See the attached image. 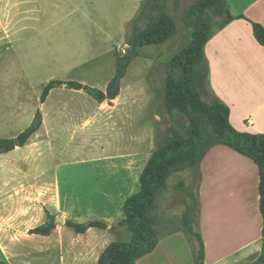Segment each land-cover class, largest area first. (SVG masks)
Masks as SVG:
<instances>
[{
  "label": "rangeland",
  "instance_id": "374dc122",
  "mask_svg": "<svg viewBox=\"0 0 264 264\" xmlns=\"http://www.w3.org/2000/svg\"><path fill=\"white\" fill-rule=\"evenodd\" d=\"M29 1L21 9L33 13L22 22L28 28L16 41L9 43L5 38L11 30L1 27L4 21L0 16V142H7L11 149L6 152L0 148V165L15 174L14 181L19 178L20 186L36 183L38 223L39 219L46 223L37 232L53 230L54 245L49 254L38 252L34 260L27 253H9L8 263L61 264V250L55 248L58 228L79 234L88 233L90 228H106L92 220L73 223L64 211L74 208V215L80 217L92 211L95 214V203L104 189L116 197L110 209L114 211L130 189L116 190L110 180L124 176L131 163L142 173L157 149L189 138V118L167 105V65L191 46L194 34L201 29V21L191 17L190 11L202 0ZM217 13L214 7L204 12L210 35L224 21ZM163 16L174 21L175 35L164 45L141 48L127 67L115 98L99 101L86 90L66 84L43 98L51 82H78L107 97L123 59L133 53L137 35ZM195 69L198 75L192 93L206 105H213L217 98L208 79L203 78L206 60L199 61ZM38 113L40 127L29 135ZM202 130L208 135L214 128L205 121ZM205 139L196 153L205 150ZM180 167V163L170 167L149 213L159 238L184 230L186 211L196 214L198 165ZM1 169L0 179L6 174ZM137 185L131 196L140 192V182ZM58 197L63 212L44 204L48 200L57 203ZM117 230L123 232L117 235L119 242L130 241L127 223L113 225L111 232ZM96 238L94 232L87 235L86 246L94 245Z\"/></svg>",
  "mask_w": 264,
  "mask_h": 264
},
{
  "label": "crops",
  "instance_id": "0c3cea01",
  "mask_svg": "<svg viewBox=\"0 0 264 264\" xmlns=\"http://www.w3.org/2000/svg\"><path fill=\"white\" fill-rule=\"evenodd\" d=\"M29 2L0 0V16L4 21L1 27L11 30L5 37L9 43L28 28L22 22L30 18L27 16L33 10L21 7ZM225 2L234 19L213 32L204 47L209 86L214 96L228 107L229 122L238 132L264 135V46L253 32L254 23L264 28V0ZM14 165L8 168L16 167ZM131 167L126 168L124 176L109 181L116 190L130 189L128 196H122L117 202L114 211L110 209L116 197L113 191L105 189L95 203L97 212H89L85 217L74 215V208L63 212L60 197L57 203L56 200L44 202L52 208L56 206L73 223L92 220L106 225L98 231L90 228L89 232H94L97 238L94 245L88 246L85 238L89 232L79 234L70 228H58L55 248L61 250V264H98L108 246L118 241L117 235L123 232H111L112 227L125 218V201L140 182L141 172L133 163ZM0 169L6 173L0 179V264H9V253H27L32 260L38 252L49 254L54 245V231L37 232L38 227L46 223L43 219L38 223L36 183L27 188L20 186L19 178L14 181L15 174L6 171L5 165H0ZM198 174L204 264H254L261 257L264 240L258 166L233 149L217 145L204 154ZM136 264L196 262L186 234L178 230L161 236L155 249L138 258Z\"/></svg>",
  "mask_w": 264,
  "mask_h": 264
},
{
  "label": "trees",
  "instance_id": "16d2710c",
  "mask_svg": "<svg viewBox=\"0 0 264 264\" xmlns=\"http://www.w3.org/2000/svg\"><path fill=\"white\" fill-rule=\"evenodd\" d=\"M209 7H214L217 14L224 17L221 27L234 19L226 9L225 0H202L198 7L190 11L191 17L201 21V29L194 34L191 46L174 56L167 65V105L169 109H177L189 118V138L163 146L153 152L140 176V192L127 198L124 204L125 218L121 223L129 225L131 239L129 242L111 243L101 255L98 264H136L138 258L151 253L155 249L159 237H156L151 227L149 213L153 209L156 194L168 179L170 167L176 163H180V168L199 166L204 154L211 147L217 145H225L233 149L252 159L258 166L260 209L264 219V135L238 132L229 122L230 111L225 104L216 99L213 105H206L191 90L198 75L195 66L199 61H205L204 47L210 33L209 26L204 23L205 19L203 18L205 10ZM253 32L256 40L264 46V28L254 23ZM175 33L174 21L165 16L153 21L139 33L132 44V55L123 59L114 80L109 85L107 97L101 91L84 87L78 82H51L45 87L43 98L45 99L54 88L66 84L75 90H86L99 101L106 98L113 99L118 95L120 82L125 76L127 67L139 56L141 48L164 45ZM205 75L203 78L208 79V65ZM205 121L214 128L212 134L205 135L202 132V123ZM40 122L41 114L38 113L32 127L28 130L29 135L39 129ZM204 136H206L205 150L196 153V148L203 144ZM0 148L6 152L11 150L5 141L0 142ZM197 199L196 214L192 216L190 210L184 213V230L181 231L186 234L193 248L196 264H204V243L199 227V198ZM99 224L97 223V225ZM262 262H264V240L261 257L254 264Z\"/></svg>",
  "mask_w": 264,
  "mask_h": 264
},
{
  "label": "built area",
  "instance_id": "2783aa9c",
  "mask_svg": "<svg viewBox=\"0 0 264 264\" xmlns=\"http://www.w3.org/2000/svg\"><path fill=\"white\" fill-rule=\"evenodd\" d=\"M248 123H249L250 125H252V122L248 121Z\"/></svg>",
  "mask_w": 264,
  "mask_h": 264
}]
</instances>
